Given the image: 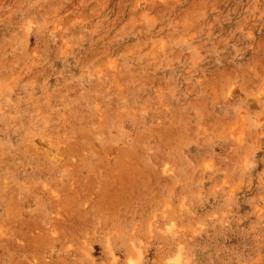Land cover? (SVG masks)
Here are the masks:
<instances>
[{
  "label": "rangeland",
  "instance_id": "374dc122",
  "mask_svg": "<svg viewBox=\"0 0 264 264\" xmlns=\"http://www.w3.org/2000/svg\"><path fill=\"white\" fill-rule=\"evenodd\" d=\"M0 264H264V0H0Z\"/></svg>",
  "mask_w": 264,
  "mask_h": 264
}]
</instances>
